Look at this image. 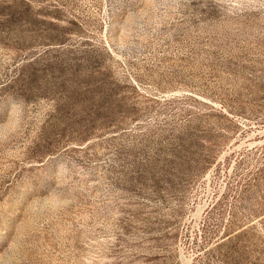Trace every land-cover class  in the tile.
I'll return each instance as SVG.
<instances>
[{"label":"rangeland","instance_id":"374dc122","mask_svg":"<svg viewBox=\"0 0 264 264\" xmlns=\"http://www.w3.org/2000/svg\"><path fill=\"white\" fill-rule=\"evenodd\" d=\"M0 264H264V0H0Z\"/></svg>","mask_w":264,"mask_h":264}]
</instances>
